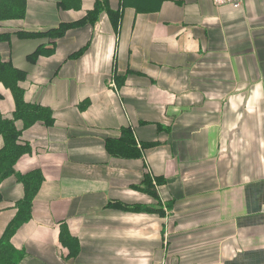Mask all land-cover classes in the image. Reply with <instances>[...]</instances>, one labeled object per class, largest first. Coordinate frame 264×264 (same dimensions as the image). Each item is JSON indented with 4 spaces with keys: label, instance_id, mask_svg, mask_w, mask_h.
I'll use <instances>...</instances> for the list:
<instances>
[{
    "label": "crops",
    "instance_id": "0c3cea01",
    "mask_svg": "<svg viewBox=\"0 0 264 264\" xmlns=\"http://www.w3.org/2000/svg\"><path fill=\"white\" fill-rule=\"evenodd\" d=\"M59 2L27 0L24 18L4 30L73 22L95 0ZM48 41L12 34L0 45L27 73L24 100L49 107L54 120L23 131L31 151L15 165L44 177L32 218L12 237L21 264H264V0L125 6L117 27L103 12L28 62ZM0 94L10 115L14 99L2 83ZM123 126L155 145L141 158L110 156L104 140ZM145 173L166 179L160 196L172 205L163 217L114 205L155 203L134 187ZM22 194L15 177L0 184V236ZM63 227L79 243L71 258Z\"/></svg>",
    "mask_w": 264,
    "mask_h": 264
},
{
    "label": "trees",
    "instance_id": "16d2710c",
    "mask_svg": "<svg viewBox=\"0 0 264 264\" xmlns=\"http://www.w3.org/2000/svg\"><path fill=\"white\" fill-rule=\"evenodd\" d=\"M163 2L165 0H119L117 9H112L109 7V0H95L93 8L88 10L85 16L79 20L61 22L57 27L45 31H8L4 30L8 22L24 18L27 0H0V45L9 43L12 34L25 39L47 38L49 40L47 44L39 45L31 54L26 56L28 62L35 63L40 56L52 55L56 50L57 40L62 38L67 31L96 22L103 12L108 14L112 24L117 27L123 7L133 6L134 9L141 11L155 10ZM59 4L63 6L64 0H60ZM85 49L86 47H82L67 58L76 59ZM26 76L27 73L16 67L9 57L4 59L0 55V83L10 90L14 99V110L10 115H4L0 111V184L9 177H15L23 189L22 197L15 202V215L0 236V264H21L23 252L14 247L12 237L22 224L32 218L34 199L44 182V177L39 169L25 174L15 169V165L21 156L31 151L30 143L23 138V131L37 123H42L48 127L54 121L49 107L24 100V89L19 84L25 80ZM18 123H21V128L18 127ZM154 145L155 143L139 142L131 126L121 127L119 136L107 137L104 140L106 152L112 157L123 159L141 158L145 150ZM165 183L164 177L155 176L152 178L149 173H145L141 183L134 187L154 198L155 203L149 207H141L116 201L114 205L129 212H151L163 217L165 216L164 208H171L172 205L167 200L163 204L160 196L161 186ZM1 200L0 197V202ZM60 241L69 249L67 258L73 257L78 250L79 243L69 235L65 227L61 229Z\"/></svg>",
    "mask_w": 264,
    "mask_h": 264
},
{
    "label": "built area",
    "instance_id": "2783aa9c",
    "mask_svg": "<svg viewBox=\"0 0 264 264\" xmlns=\"http://www.w3.org/2000/svg\"><path fill=\"white\" fill-rule=\"evenodd\" d=\"M212 1L218 7L225 5L239 7L242 5L244 0H212Z\"/></svg>",
    "mask_w": 264,
    "mask_h": 264
}]
</instances>
